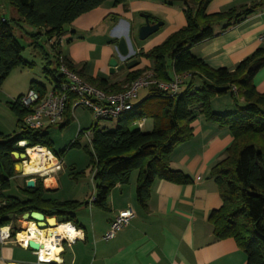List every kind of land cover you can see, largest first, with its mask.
<instances>
[{
  "label": "trees",
  "instance_id": "obj_1",
  "mask_svg": "<svg viewBox=\"0 0 264 264\" xmlns=\"http://www.w3.org/2000/svg\"><path fill=\"white\" fill-rule=\"evenodd\" d=\"M14 10L15 18L7 19L0 6V86L16 68H31L33 63L21 56L22 46L16 36L23 33L22 25L30 27L25 33L31 39L33 51L39 49V39L44 38L53 51L56 69L50 68L47 59L44 74L53 82L59 83L63 76L58 71V38L78 16L101 6L107 0H2ZM127 0H115L114 5L126 6ZM183 3L182 13L185 25L171 33L162 43L139 56L152 61L150 73L156 81L167 83L173 75L188 73L189 82L183 90L171 97L156 87L147 89L146 97L134 104L132 109L117 119L114 130L89 127L92 135L89 145L92 150L90 160L94 181V205L107 210V197L116 185L129 182L132 172H137L135 197L137 204L145 208L151 186L156 180H165L178 185L192 182L191 178L169 167L174 148L189 141L192 137L190 123L195 113L206 122L227 128L232 136L231 145L225 150L222 159L210 170V176L217 186L222 204L210 213L208 220L217 240L231 238L245 254L246 264H264V93H258L252 83L255 74L264 67V47L256 49L239 62L233 69H213L201 59L193 56L190 49L215 36L213 28L222 30L250 15L264 5V0L249 6H234L224 11L206 14L205 9L211 0H165ZM154 21H158L150 17ZM62 56V55H61ZM67 67L75 72V67L62 56ZM146 69H130L124 79L109 83L103 78H82L91 86L108 93H118L143 75ZM200 80L195 86L193 81ZM31 88L40 94L45 87L31 82ZM235 88V91L232 90ZM230 93L236 110L231 114H218L211 110V100L219 95ZM238 98L243 105L238 104ZM74 96H70L64 117L70 122ZM9 108L16 117L18 133H0V226H7L30 211L42 213L46 218L55 217L58 223H71L76 226L75 212L82 205L76 201H58L45 196L40 178H35V186L26 188L25 182L19 191L22 198L5 196L4 191L18 173L14 169L17 161L13 153H22L16 146L18 141H26L28 146H44L52 151L51 141L42 129L33 130L21 124L24 110L13 101ZM150 118L153 126L149 132L132 129L134 122ZM64 123L60 125L63 127ZM83 130L78 131V136ZM71 147H80L78 142ZM53 152V151H52ZM61 156L63 153H55ZM76 178V175L73 176ZM27 179V178H25ZM18 228L12 227V236Z\"/></svg>",
  "mask_w": 264,
  "mask_h": 264
},
{
  "label": "crops",
  "instance_id": "obj_2",
  "mask_svg": "<svg viewBox=\"0 0 264 264\" xmlns=\"http://www.w3.org/2000/svg\"><path fill=\"white\" fill-rule=\"evenodd\" d=\"M259 1L262 0H211L205 13L214 14L234 6H249ZM110 4L111 1L107 0L101 6L78 16L57 40L60 54L72 63L81 79L103 78L109 83L124 79L130 69L110 73L109 62L108 70L105 64L108 58H119L117 45L121 38L129 41L130 53L125 59H120L119 63L134 59L137 65L132 69L145 68L146 73L150 72L149 61L141 58L139 60L136 56L159 45L171 33L185 25L181 1L168 4L165 0H127L126 6L117 4L111 7ZM136 12L141 13L138 20L134 18ZM144 15L149 21H154L150 17L161 21L162 25L140 45H134L135 32H138L139 27L145 23ZM263 25L264 5L224 30L221 26L214 27L215 36L193 46L190 53L210 68L231 70L256 49L264 47L258 38ZM104 35L110 37L106 44L107 57L95 59L90 64V53H94L97 47L93 39H99ZM32 55L41 56L33 50ZM31 63L34 65V62ZM29 69L21 67L14 69L0 86L2 134L12 135L19 131L16 117L9 104L26 93L31 88V82L41 84L45 89L49 87L37 78L27 75L25 70ZM43 69L44 67L42 72ZM45 78L48 79L46 75ZM193 83L195 86L200 85L196 80ZM252 83L258 93H264V67L255 74ZM140 91L133 101L134 104L147 95V89ZM218 98L220 97L211 100L213 112L218 114L235 112L236 107L231 106L230 101L219 103ZM238 104L243 105L241 98H238ZM75 108H72L71 114ZM146 122L144 118L143 126ZM190 127L191 139L174 148L169 167L173 171H180L189 176L192 182L178 185L156 180L151 186L144 209L137 204L135 197L136 171L131 173L127 184L116 185L110 191L107 197V210L100 209L94 204L89 205V197L84 198L77 189L62 195V191H65L60 183L63 166L61 171L42 183L47 198L82 204L75 212L77 225L70 223L79 232V237L70 246L64 243L59 264H246L245 254L235 241L231 238L217 240L208 220L210 213L219 209L222 204L210 170L223 158L225 150L232 143V136L227 128L206 122L197 112ZM80 130L81 128L78 131ZM18 176L20 174L16 177ZM21 178L24 183L37 177L23 173ZM57 193H60L59 197ZM52 194L56 197L53 198ZM127 209L134 213L129 224L118 231L112 239L102 240V236L118 213ZM0 264H36V259L32 250L8 241L0 244Z\"/></svg>",
  "mask_w": 264,
  "mask_h": 264
},
{
  "label": "built area",
  "instance_id": "obj_3",
  "mask_svg": "<svg viewBox=\"0 0 264 264\" xmlns=\"http://www.w3.org/2000/svg\"><path fill=\"white\" fill-rule=\"evenodd\" d=\"M259 41L264 46V25L258 35ZM58 71L63 76L59 83H52L51 87L45 89L44 93L40 94L37 90L30 88L26 93L17 97L13 102L17 104L20 109L24 110L25 115L22 118L21 124L29 129L40 130L44 126L50 127L58 125L62 122L64 118L65 106L70 96H74L75 100L72 108L82 107L90 111L94 120H116L123 114L130 111L134 105L133 101L137 98L138 91L142 89H148L151 86L156 87L162 93L168 96H175L182 91V88L189 78L188 73L173 75L172 80L164 83L156 81L150 72L144 73L129 85L123 86L122 91L118 93H108L101 91L89 83L83 81L76 72L70 70L63 57L60 55L57 57ZM235 91V88H232ZM144 123V118H141L134 122L138 128H141ZM88 141L91 138V131L86 133ZM16 146L23 150L25 159L21 161V164H31L37 167V172L28 174V176H34L40 178L42 183L54 176L57 172L62 169V161L60 157L55 155L51 150L44 146H28L27 142L22 140L18 141ZM36 155L34 160L31 159V153ZM94 194L89 198V205L94 203ZM134 217V213L131 210H122L110 223L109 229L102 236V240L107 241L112 239L115 234L127 226L130 220ZM46 218V217H45ZM21 222L18 231L12 236V224L7 226H0V244L11 241L12 243L18 244L24 249H28V242L32 236L30 231V224L33 221H23ZM57 224H64L58 223ZM71 225L70 223H65ZM47 229L46 231H49ZM73 237L69 236V233L56 234L53 233L51 243L55 248H59L60 251L55 253L57 261H51L48 258H43L42 247L36 251H32L36 259V264H59L60 254L62 247L65 244L70 246L78 237L79 232L76 231L75 227L71 225ZM36 236H41L37 228ZM19 231H25V239H17V234ZM45 236V234H43ZM36 240V239H35ZM46 256L50 255V252L45 249Z\"/></svg>",
  "mask_w": 264,
  "mask_h": 264
},
{
  "label": "rangeland",
  "instance_id": "obj_4",
  "mask_svg": "<svg viewBox=\"0 0 264 264\" xmlns=\"http://www.w3.org/2000/svg\"><path fill=\"white\" fill-rule=\"evenodd\" d=\"M110 1H111V4H110L111 7L116 6V5H114L115 0H110ZM0 6L2 8V12L4 13V15L7 19L16 17L14 10L12 8H10L7 4H5V2H3L2 0H0ZM140 16H141L140 12L134 13L135 20L140 19ZM66 27L64 29V32L66 31ZM22 28H23V33L17 32V34H16V36H17V38H18V40H19V42L23 48L21 56L27 62H34V65L29 70H25V73H27V75L29 74L30 76H32L34 78H37L44 85H48L49 87H51L52 83H54L53 80L49 77H48V79L45 78V74L42 72V68L44 66H46V64H47V59L43 58L44 52L50 58V61H51L50 68L56 69V65H55V62L53 59V51L50 48V43H48L46 40H44L43 37L40 38L38 43H39L40 47L42 48L43 53H39V52H42L39 49V52L38 51L37 52L41 56L40 57L33 56L32 55V49H31V46L29 44L31 39L28 37V35H25V33L31 32L32 29L30 27L25 26V25H22ZM98 34H100V33H98ZM107 34L110 35V33H107ZM108 35H104V37H100L99 39L98 38L93 39L96 42L97 47H96L94 53H90V61H89L90 64H92L95 59L98 60L101 58L103 59V57H107V56H105L107 53L106 44H107V42L110 41L109 40L110 37ZM98 36H101V35H98ZM133 43H134V45L135 44L140 45L142 43V41L138 39V32H135ZM64 45H66V44L64 43ZM63 48H64V46H63ZM143 53H145V52H143ZM136 58L139 60L141 58L143 60L149 61V63H150L149 69L151 70V68H152V61L151 60L146 59L142 56H139V54L136 56ZM108 59H107V61H105L106 65L108 64V62L110 60V59L109 60ZM108 69L109 68L107 65V70ZM108 73H109V71H107L106 74H108ZM195 80H196V83H198V81L200 82V80L198 78ZM187 82H189V79H187ZM183 88H184V86H183ZM141 94H142V91H140L139 95H141ZM145 97L146 96H143V98L138 99L137 103H139V101L143 100ZM216 97H220V98H218L219 103H222L223 101L224 102L230 101L231 106L235 107L234 101H233L230 93H226V94L219 95ZM216 97H214V98H216ZM221 115H224V114H221ZM70 117H71L70 122L68 124H65L66 123V117H64L60 124L50 126V127L44 126V128L42 130L47 133L49 140L51 141L52 151L55 153H63L60 156V159L62 161V166H63V170L61 172L60 183L62 184V187L65 188L64 189L65 191H62V195L65 194V192L67 193V191H70V190L75 191L77 189L81 192V194L84 195V198L85 197L90 198L92 196V194H94V185L95 184H94V181L92 179V174L90 172V170H91L90 160L92 158V150H91V147L89 145V141H88V137H87L86 133L88 132L87 129L89 127L96 124V120H94L90 111H88L87 109L82 108L80 106L73 110ZM145 120L147 122L142 128H138L135 125H132L131 128L132 129H139L142 132H149L152 129V127L150 128V123L152 124V126H153V123H152V120L150 118H145ZM62 123H64V126L60 127V125ZM97 124H98L100 129L104 128L106 130H114L116 125H117V119L116 120H108V121L100 120L97 122ZM79 128H81V130H83V132H82V134H80L78 136L77 133H78ZM16 132H18V131H16ZM75 141L78 142L80 147H78V148L77 147H71L70 148L72 143H74ZM133 173H135V172H133ZM21 175L22 174L20 173V176L11 180L9 189L4 191L5 196H13V197H17V198L23 197V195L19 191V187H18V186L23 185V180L21 178ZM74 175H76V178H73ZM57 195H58L57 197H59L60 193H57ZM52 197L55 198L56 196H54L52 194ZM20 225H21V222L19 221V219L13 221V226L20 227Z\"/></svg>",
  "mask_w": 264,
  "mask_h": 264
},
{
  "label": "water",
  "instance_id": "obj_5",
  "mask_svg": "<svg viewBox=\"0 0 264 264\" xmlns=\"http://www.w3.org/2000/svg\"><path fill=\"white\" fill-rule=\"evenodd\" d=\"M145 23L138 29V39L143 41L146 38H148L149 36H151L153 33H155L159 27L162 25L161 21H149V18L144 15L143 16ZM117 52H118V57L119 58H112L109 61V68H110V73L116 71H121L123 69H132L133 67H135L137 65V61L132 59L129 60L128 62L124 63V61L122 63H119L120 59H125L126 57L129 56L130 53V49H129V41L127 42L126 39L121 38L118 41V45H117ZM14 158L17 161H22L25 159V155L23 153H19V152H14L13 153ZM21 165V162H17L14 164V169L18 174H23V172L21 170L18 169V166ZM26 188L28 189H32L35 186V180L34 179H28L25 182ZM21 220L23 221H33L36 223V226L39 230H43L46 232L47 229L50 228V224L49 222L51 220L56 222V218L55 217H51V218H45V216L37 211H30V212H26L21 216ZM45 236L47 237V233L45 234ZM34 242L33 241H29L28 242V249L32 250V251H36L37 249L35 248V246L33 245Z\"/></svg>",
  "mask_w": 264,
  "mask_h": 264
},
{
  "label": "bare ground",
  "instance_id": "obj_6",
  "mask_svg": "<svg viewBox=\"0 0 264 264\" xmlns=\"http://www.w3.org/2000/svg\"><path fill=\"white\" fill-rule=\"evenodd\" d=\"M31 153V159L34 160L36 158L35 153L30 152ZM18 169L21 170L24 174H31L34 172H37V167L33 166L31 164H21L18 166ZM51 229L49 231H44V232H40L41 236L37 237L36 233H37V226L34 225L33 223L30 224V231L32 232V236L29 238L31 239V241L34 242V246L35 248L39 249L40 247H42V254H43V258H48L51 261H57V258L55 257V253H58L60 251L59 248H55L52 243V236L53 233L56 234H61V233H69V236L72 238L74 234H72V229H71V225H67V224H56L55 221L51 220L49 222ZM47 233V237L44 236L43 234ZM26 237V233L25 231H19L17 234V239L22 240L25 239ZM36 239V240H35ZM45 249L47 251L50 252V255L46 256V252Z\"/></svg>",
  "mask_w": 264,
  "mask_h": 264
}]
</instances>
